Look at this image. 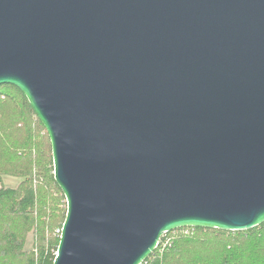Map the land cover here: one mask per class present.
I'll use <instances>...</instances> for the list:
<instances>
[{
  "label": "water",
  "instance_id": "95a60500",
  "mask_svg": "<svg viewBox=\"0 0 264 264\" xmlns=\"http://www.w3.org/2000/svg\"><path fill=\"white\" fill-rule=\"evenodd\" d=\"M1 84L49 138L52 264L264 223V0H0Z\"/></svg>",
  "mask_w": 264,
  "mask_h": 264
},
{
  "label": "trees",
  "instance_id": "16d2710c",
  "mask_svg": "<svg viewBox=\"0 0 264 264\" xmlns=\"http://www.w3.org/2000/svg\"><path fill=\"white\" fill-rule=\"evenodd\" d=\"M47 132L24 94L0 85V264H52L65 217ZM3 175L19 179L3 184ZM28 233L33 245L25 249ZM142 264H264V223L242 231L182 227Z\"/></svg>",
  "mask_w": 264,
  "mask_h": 264
},
{
  "label": "rangeland",
  "instance_id": "374dc122",
  "mask_svg": "<svg viewBox=\"0 0 264 264\" xmlns=\"http://www.w3.org/2000/svg\"><path fill=\"white\" fill-rule=\"evenodd\" d=\"M52 168H53V163H52ZM53 172V170H52ZM19 182V179L14 177V176H9V175H3V184L8 187H15ZM65 208H66V202H65ZM66 213V209H65ZM65 218V217H64ZM33 245V235L32 233H28L26 237V242H25V249H30Z\"/></svg>",
  "mask_w": 264,
  "mask_h": 264
},
{
  "label": "built area",
  "instance_id": "2783aa9c",
  "mask_svg": "<svg viewBox=\"0 0 264 264\" xmlns=\"http://www.w3.org/2000/svg\"><path fill=\"white\" fill-rule=\"evenodd\" d=\"M60 232H61V228H59V229L56 230V233H57L58 235H60ZM164 234H165V233H164ZM164 234H163V235H164ZM163 235H162V236H163ZM160 241H161V239H159V242H160ZM159 242H158V244H159ZM157 246H158V245H157ZM54 255H56V251H55ZM54 257H55V256H54ZM141 264H142V263H141Z\"/></svg>",
  "mask_w": 264,
  "mask_h": 264
}]
</instances>
